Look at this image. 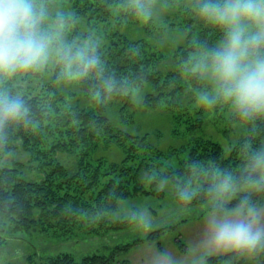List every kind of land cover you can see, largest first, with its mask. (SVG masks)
I'll return each instance as SVG.
<instances>
[{"label":"trees","instance_id":"1","mask_svg":"<svg viewBox=\"0 0 264 264\" xmlns=\"http://www.w3.org/2000/svg\"><path fill=\"white\" fill-rule=\"evenodd\" d=\"M155 1L144 0L147 10ZM163 1L173 9L165 16L166 24L156 23L152 16L144 19L134 0H36L45 12L43 28L62 17L60 44L73 51L88 46L99 62L75 78L67 74L75 65L54 55L42 70L0 81V91L21 97L27 106L26 119L10 121L0 130V227L8 225L13 233L38 229L65 237H106L138 221L133 209L123 214L125 200L137 195L162 197L167 187L184 206L207 204L211 210L214 200L224 199L233 207L245 196L254 206L264 203V187L259 186L264 168L251 171L254 154L264 151V116L244 118L222 99L210 104L201 100L205 94L212 99L214 84L196 65L202 53L223 40V28L201 14L200 5L207 0ZM127 24L149 32L180 27L184 41L168 55L149 38L124 33ZM168 58L175 67L159 68ZM138 106L167 112L173 133L185 136L186 142L165 150L148 134H132L111 118L116 112L129 122ZM208 120L225 133L236 122L244 123L246 131L226 147L201 134ZM18 141L35 162L36 177L23 171L21 162H4ZM103 145L117 146L121 156L98 155ZM58 153H68L74 160L67 164ZM226 176L230 183L225 194ZM185 192L187 199L182 198ZM164 232L165 227L152 229L145 237L115 244L107 254L78 257L63 250L40 257L29 253L26 260L28 264H130L128 258L118 257L144 240L158 239L162 248L159 237ZM176 244L185 250L183 240L178 238ZM205 259L207 264H264V249H229Z\"/></svg>","mask_w":264,"mask_h":264},{"label":"clouds","instance_id":"2","mask_svg":"<svg viewBox=\"0 0 264 264\" xmlns=\"http://www.w3.org/2000/svg\"><path fill=\"white\" fill-rule=\"evenodd\" d=\"M135 10L149 15L144 0H134ZM201 14L224 31L223 40L202 53L196 70L214 84L212 103L222 99L244 118L264 116V0H207L200 5ZM45 12L36 0H0V81L20 73L42 70L58 56L62 62L75 65L67 74L79 78L98 65L94 49L88 46L64 47L59 42L63 18L57 24L42 27ZM27 118L25 101L0 91V130L10 121ZM264 168V151L253 156L251 171ZM260 187H264V176ZM230 178L222 187L228 191ZM213 192L217 189L213 188ZM187 199V192L182 194ZM211 214L205 220L201 246L205 248L254 251L264 249V210L256 208L247 196L233 207L224 199L213 201ZM135 219V217H133ZM150 226L145 221V227ZM149 264H176L171 254L152 255Z\"/></svg>","mask_w":264,"mask_h":264},{"label":"rangeland","instance_id":"3","mask_svg":"<svg viewBox=\"0 0 264 264\" xmlns=\"http://www.w3.org/2000/svg\"><path fill=\"white\" fill-rule=\"evenodd\" d=\"M173 10L167 1L156 0L149 15L155 19L156 23L163 22L166 14ZM166 21V20H165ZM122 31L132 38L147 37L163 49L168 55L173 48L184 41V31L182 28L177 30H167L149 32L137 24H127L122 27ZM175 62L168 58L159 66L162 70L174 68ZM207 82H213L205 75ZM71 89H75L72 87ZM140 93V90H137ZM138 100V99H137ZM139 104V100L137 102ZM116 112L111 113V118L124 130L132 134H148L150 140L163 149H170L173 146H180L186 142L183 135L176 136L173 133V121L170 115L162 110H150L138 106L133 113V120L123 122ZM246 131V126L242 122L233 123L231 129L225 133L209 120L206 121L202 131L204 137H211L219 140L229 147L236 142ZM17 147L11 151L4 159L6 164L18 161L24 164L22 170L28 175L36 177L38 171L35 162L31 161V155L26 151L20 141ZM98 155H104L117 159L121 156L122 150L117 146L108 148L103 145L97 150ZM58 157L65 163L71 164L73 157L68 153H58ZM124 202V201H123ZM123 214L129 215L131 209L135 210L138 221L130 228L112 233L106 237L98 235H79L75 237L57 236L46 234L38 229L19 231L13 233L8 225L0 227V264L14 262L17 264H28L26 257L29 253L35 256H45L56 254L63 250H70L78 257L100 253L107 254L110 249L118 243L133 241L139 237H145L149 231L156 228L165 227V232L159 237L163 247L158 248L156 240H144L138 242L128 253L120 255L118 258H128L130 264H149L152 255L168 253L171 254L176 264H207L205 256L207 254H220L229 249L205 248L200 241L203 238L205 220L211 214L207 204L201 205H181L175 198L172 188L165 189V195H137L125 200ZM264 210V203L255 206ZM145 221L150 225L145 227ZM183 240L185 250L179 249L176 240ZM113 264H122L115 262Z\"/></svg>","mask_w":264,"mask_h":264}]
</instances>
